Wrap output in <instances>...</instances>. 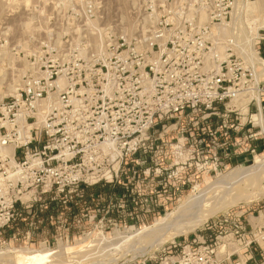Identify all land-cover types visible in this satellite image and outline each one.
Instances as JSON below:
<instances>
[{
  "label": "rangeland",
  "instance_id": "rangeland-1",
  "mask_svg": "<svg viewBox=\"0 0 264 264\" xmlns=\"http://www.w3.org/2000/svg\"><path fill=\"white\" fill-rule=\"evenodd\" d=\"M263 25L264 0H0V130L29 152L0 178V264H264V170L226 178L263 131L256 156L205 137L224 106L258 114L248 84L206 105L217 80L264 79ZM200 193L207 212L156 224Z\"/></svg>",
  "mask_w": 264,
  "mask_h": 264
},
{
  "label": "built area",
  "instance_id": "built-area-1",
  "mask_svg": "<svg viewBox=\"0 0 264 264\" xmlns=\"http://www.w3.org/2000/svg\"><path fill=\"white\" fill-rule=\"evenodd\" d=\"M264 41V37L260 38V42ZM258 55L261 57V52L258 51ZM263 58V57H262ZM264 59V58H263ZM264 69V68H263ZM261 74L264 73V71L261 69ZM233 75L235 74L234 72L232 73ZM236 78H231L229 80H217L216 81V94H214L211 97V105H206L207 109H212V104L217 103L219 100L217 98L220 97L222 100L223 99H231V100H237L241 98V93L240 90H236L237 87H243L244 85L248 84L252 90H255L259 93L260 96H264V79H262L260 76V73L257 72V70H244L242 74H240L241 78L237 77ZM238 79V82L236 80ZM231 83L233 81V87L228 88L225 96L220 95L221 91L226 90L225 89V83ZM216 96V98H215ZM258 102V101H257ZM263 101L260 99V106H261V111L263 113V108H262ZM258 105V104H257ZM258 114L260 113L259 106H257ZM221 111L224 112V114L221 116L222 117V123L219 127H215L213 124L210 127L209 133L206 134V140L210 141V144L212 143L213 145H216L219 141L224 140L226 143L224 144L225 152H229L231 155H254L258 154L261 150V146L263 144H259V136L262 132V127L257 125L256 117L257 115H254V117L247 122V125L250 126V129L247 130L246 128V123H244L243 120L238 118L239 120H236L233 122V117H234V112L228 110L227 107H223ZM248 127V126H247ZM18 135L20 136V131L17 132ZM233 135H237V137L233 138ZM8 142L6 137L1 135V130H0V146L2 147V150L0 151V158L3 163L7 162L6 159H9L11 162L4 164L3 168H0V178H2L4 175H9L11 171H18L20 168L23 166V163L19 162L17 157L20 155H24L25 160L28 159L29 152L28 148H26L27 151H23L21 154L20 149H14L13 154H11V151L9 152L8 149ZM210 144H207V147L210 146ZM261 145V146H260ZM29 144H27L25 147H28ZM220 149L223 148L222 144L217 145ZM13 155V156H11ZM237 155V157H238ZM9 167V168H7Z\"/></svg>",
  "mask_w": 264,
  "mask_h": 264
},
{
  "label": "bare ground",
  "instance_id": "bare-ground-1",
  "mask_svg": "<svg viewBox=\"0 0 264 264\" xmlns=\"http://www.w3.org/2000/svg\"><path fill=\"white\" fill-rule=\"evenodd\" d=\"M264 28V25L263 27ZM260 28L257 27L255 29V35H258V30ZM224 31V30H223ZM225 34V33H224ZM255 37V36H254ZM249 54L251 56V59L255 62L256 65L260 66V67H263L264 68V60L258 55V51L255 50L256 48H254V42L251 40V43H249ZM244 51H247L244 50ZM248 54V53H246ZM250 59V60H251ZM251 60V62H252ZM253 62V63H254ZM259 101V100H258ZM258 106H259V109H260V113H259V116H258V125L262 127V131H263V134H264V115L261 111V106H260V102L258 103ZM24 115V114H23ZM24 118V117H23ZM22 119V118H21ZM24 120V119H23ZM18 123V121H17ZM22 124V123H21ZM7 125V124H6ZM1 126V125H0ZM22 127V126H21ZM29 128V127H28ZM264 170V159L260 158V157H257L256 159V162H255V165L253 166H249V167H246V168H236L234 170H232V172L230 173L229 176H227L226 178H230L231 176L233 177H238V178H245L244 180V183H246V185L248 184L247 181L249 182V180L252 179V175H255V174H260V172H263ZM252 176V177H251ZM251 177V178H250ZM243 181V180H242ZM241 181V183H242ZM246 181V182H245ZM233 183V182H232ZM251 184V183H250ZM238 185V184H237ZM232 186V185H231ZM239 186V185H238ZM236 186V187H238ZM229 189V188H228ZM231 189V188H230ZM205 193H200L198 195H192L190 196L182 205H180L179 207H177V209H175L173 212L169 213L165 218H163L162 220L158 221L156 224H163L164 222H166L167 220H169L171 217H186L187 214H199V212L201 210H204L206 211L205 209L207 207H205L206 204H208L207 202H209V200L211 201L210 198H206L205 197ZM210 207V206H209ZM208 207V208H209ZM197 208V209H196ZM214 208V207H213ZM218 210V209H216ZM209 211V210H208ZM207 212V211H206ZM211 212V211H210ZM202 214V213H201ZM200 214V215H201ZM206 214V213H205ZM199 215V217H200ZM198 216V215H197ZM203 217V216H202ZM191 219V218H190ZM189 219V220H190ZM206 219V218H205ZM194 221V220H193ZM202 220L201 221H198V222H192L191 221H188L187 222V225H189L187 228V230H191V229H195L196 227H198L200 224H201ZM204 222V221H203ZM176 224V223H174ZM203 224V223H202ZM175 227V226H174ZM173 230L175 231V233L173 232L171 234L170 237H175V236H179V234H182V232L184 230H180L179 227H176V228H173ZM186 230V231H187ZM151 231V228L149 227H146L144 228L143 230L141 231H137L135 234L137 236H143V235H147L149 232ZM185 231V232H186ZM184 232V233H185ZM187 233V232H186ZM136 237V236H134ZM165 239V238H164ZM163 239V242L166 241ZM144 242V241H143ZM32 255V254H31ZM36 256V255H35ZM34 257V256H33ZM33 257L29 256L28 254L27 255H22L20 256L17 260H16V263L17 264H39L40 262L36 259H34ZM73 258V257H72ZM75 258V257H74ZM43 261V260H42ZM80 262V261H78Z\"/></svg>",
  "mask_w": 264,
  "mask_h": 264
},
{
  "label": "trees",
  "instance_id": "trees-1",
  "mask_svg": "<svg viewBox=\"0 0 264 264\" xmlns=\"http://www.w3.org/2000/svg\"><path fill=\"white\" fill-rule=\"evenodd\" d=\"M102 187L104 186V184H102L101 185ZM98 187H100V186H98ZM105 187H115L117 190H121L122 189V187H120V186H117V185H105ZM53 206V203H51L50 204V207H52Z\"/></svg>",
  "mask_w": 264,
  "mask_h": 264
},
{
  "label": "crops",
  "instance_id": "crops-1",
  "mask_svg": "<svg viewBox=\"0 0 264 264\" xmlns=\"http://www.w3.org/2000/svg\"><path fill=\"white\" fill-rule=\"evenodd\" d=\"M262 54H263V56H264V44H263V51H262ZM262 108H263V115H264V100H263ZM246 156H248V155H246Z\"/></svg>",
  "mask_w": 264,
  "mask_h": 264
}]
</instances>
